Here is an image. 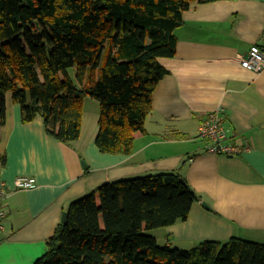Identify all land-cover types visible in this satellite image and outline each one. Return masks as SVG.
I'll return each instance as SVG.
<instances>
[{
    "label": "trees",
    "instance_id": "trees-1",
    "mask_svg": "<svg viewBox=\"0 0 264 264\" xmlns=\"http://www.w3.org/2000/svg\"><path fill=\"white\" fill-rule=\"evenodd\" d=\"M212 1L0 0V126L11 92L24 122L40 116L70 144L81 136L89 95L100 106L99 150L130 154L169 73L160 59L175 55L184 11ZM181 178L168 171L112 180L73 200L34 264H264V243L238 237L158 244L150 231L185 221L200 200Z\"/></svg>",
    "mask_w": 264,
    "mask_h": 264
},
{
    "label": "crops",
    "instance_id": "crops-1",
    "mask_svg": "<svg viewBox=\"0 0 264 264\" xmlns=\"http://www.w3.org/2000/svg\"><path fill=\"white\" fill-rule=\"evenodd\" d=\"M183 16L174 30L175 55L160 59L169 73L152 94L146 133H137L130 154L99 150L100 106L90 98L81 136L67 144L47 132L42 117L24 122L20 105L6 95L0 180L10 192L0 264H34L69 204L94 187L168 171H179L200 197L185 221L165 228L168 241H178L179 248L231 237L264 243V71L247 70L241 62L251 45L263 46L264 0L195 2ZM88 106L93 119L87 118ZM217 109L228 142L242 152L210 153L198 138L201 121ZM23 175L35 177L36 186L16 188Z\"/></svg>",
    "mask_w": 264,
    "mask_h": 264
},
{
    "label": "built area",
    "instance_id": "built-area-1",
    "mask_svg": "<svg viewBox=\"0 0 264 264\" xmlns=\"http://www.w3.org/2000/svg\"><path fill=\"white\" fill-rule=\"evenodd\" d=\"M242 65L250 71L261 73L264 71V34L263 46L253 44L248 53L241 59ZM223 114L220 109L212 112L205 120L201 121L198 131V138L205 142L206 150L210 153L235 155L242 152V149L231 142H228V129L224 126ZM37 179L33 176H18L15 179V187L18 189H29L36 186ZM7 184L0 180V231L4 229L3 218L5 217L4 201L9 195Z\"/></svg>",
    "mask_w": 264,
    "mask_h": 264
},
{
    "label": "rangeland",
    "instance_id": "rangeland-1",
    "mask_svg": "<svg viewBox=\"0 0 264 264\" xmlns=\"http://www.w3.org/2000/svg\"><path fill=\"white\" fill-rule=\"evenodd\" d=\"M69 73H70V76L73 79V81L77 82L75 70L73 68H71L69 70ZM7 94L10 97L11 92H9ZM87 98H90L89 100H93L95 102V104L99 105V102L96 99H93L89 95L87 96ZM87 111H88L87 118H90L91 117L93 119V111H92V108L88 106L87 107ZM99 111H100V109H99ZM94 119H95V116H94ZM96 187H98V186H96ZM96 187H94L93 189H95ZM92 190H90L88 193H90ZM150 234L154 235L158 239V244L160 246H165L166 244H168L172 248H176L177 247L176 245H179V247H183L182 244H177L178 241H176V240H169L168 241V239H166L168 237L165 234V228H158V229L151 230L150 231ZM194 244H197V243H194ZM194 244H192V245H194Z\"/></svg>",
    "mask_w": 264,
    "mask_h": 264
},
{
    "label": "water",
    "instance_id": "water-1",
    "mask_svg": "<svg viewBox=\"0 0 264 264\" xmlns=\"http://www.w3.org/2000/svg\"><path fill=\"white\" fill-rule=\"evenodd\" d=\"M181 180L184 182V179L183 178H181ZM202 205L204 206V207H206V208H208V209H211V206L207 203V202H202ZM67 218H68V212L67 211H65L64 213H63V215H62V222H67Z\"/></svg>",
    "mask_w": 264,
    "mask_h": 264
}]
</instances>
